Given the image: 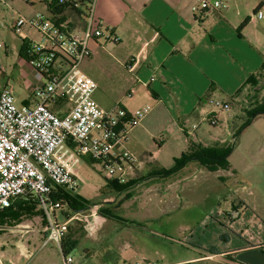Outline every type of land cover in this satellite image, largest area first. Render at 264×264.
I'll return each mask as SVG.
<instances>
[{
    "label": "crops",
    "instance_id": "obj_1",
    "mask_svg": "<svg viewBox=\"0 0 264 264\" xmlns=\"http://www.w3.org/2000/svg\"><path fill=\"white\" fill-rule=\"evenodd\" d=\"M195 2L93 0V13L103 30L118 39L112 44L120 50L121 60L129 74L123 96L110 103L102 95L95 94L94 98L95 92L93 98L104 110L116 106L128 111L145 105L150 107V112L129 132L125 144L135 156L143 155L147 164L143 169L138 163L135 175L138 173L141 181L129 191L128 198L132 201L151 188L154 191L159 189L155 181L162 177L151 176L150 172L172 167L174 160L187 152L189 142L203 148L223 149L229 137L236 136L235 123L239 119L237 105L240 101L251 98L255 93L260 98L264 96L261 94L264 90V22L252 20L246 13L232 23L225 14L227 7L219 12L196 15L191 13ZM245 20L247 23L238 30ZM102 42L107 41L94 39L89 42L91 56L83 61L85 64L93 61L94 53L101 48ZM210 98L229 104L230 110L225 116L220 117L218 110L208 104ZM208 114L215 116V125L211 126L206 121ZM193 125L197 127L192 129ZM238 148L248 153L239 143L233 151ZM151 163H157L159 167L154 168ZM186 164L191 165L193 170H207L196 160ZM72 170L80 179L81 174ZM168 188L160 192L162 198L171 202L176 199V194L168 193ZM132 192L135 193L132 195ZM153 206L154 210L145 217L154 215L156 206ZM157 207L160 208V205ZM255 212L251 210L247 217L258 232L256 236L247 230L240 232L233 244L231 238L227 239L225 228L218 227L219 238L215 244L194 245L192 255L168 264H264V218L256 216ZM61 213L63 218L68 215L64 211ZM220 217L225 223L224 215ZM12 223L6 218L0 220V236L7 230L20 238L33 232L30 225ZM216 223L220 226L218 221ZM234 224L237 229L241 228L236 222ZM26 226L28 230L23 229ZM38 232L42 234L41 248L45 234L43 229ZM62 242L67 250L77 244L69 237ZM2 245L0 238V260L7 254ZM15 247L19 256L30 255L20 240L15 241Z\"/></svg>",
    "mask_w": 264,
    "mask_h": 264
},
{
    "label": "rangeland",
    "instance_id": "obj_2",
    "mask_svg": "<svg viewBox=\"0 0 264 264\" xmlns=\"http://www.w3.org/2000/svg\"><path fill=\"white\" fill-rule=\"evenodd\" d=\"M259 2L233 0L225 14L232 23H236L246 13L250 18ZM33 12L46 14L44 3L35 0V4L29 6L21 0H0V23L4 26H0V65L5 68L4 73L0 70V89L5 85L12 87L17 105L28 94L22 75L25 69H22L19 57L21 39L12 32L11 23L17 17H28ZM78 69L96 83L94 98L95 94L102 95L110 103L123 96L129 74L124 68L120 50L112 43L102 42L101 48L94 53L93 61L89 64L82 62ZM261 94H264V90ZM262 101L264 98L256 93L240 101L235 129L245 122L248 112L257 109ZM66 103L62 101L64 111ZM217 112L220 117L226 114ZM233 138L229 137L223 145L230 149L226 169L209 172L197 168L193 170L191 165L185 164L168 176L156 179L155 186L159 189L154 191L151 188L147 193L139 194L135 202L125 193L120 194L107 187L102 168L97 163L89 164L85 159L69 154V164L81 174L79 186L73 194L89 201V207L97 210L90 217L87 216L90 213L87 208L81 212L83 214L68 221L69 228L63 240L69 237L77 242L66 254L71 257V264L172 263L192 255L194 245L215 244L219 238L218 227L225 228L224 232L228 240L232 239L231 242L246 230L256 236L258 232L248 221L247 215L254 209L256 216L262 215L264 218V114L253 119ZM238 143L248 153H243L240 148L233 151ZM136 157L144 169L147 164L143 155ZM151 165L159 167L157 163ZM137 177L140 178L138 173L134 178ZM167 186L168 193L176 194V199L173 198L171 202L162 198L160 192ZM153 205L157 211L152 213L154 215L151 218L145 217L154 210ZM221 215H224L225 223ZM55 219L57 223L65 220L59 211L55 212ZM125 221L133 223L126 224ZM234 222L241 228L237 229ZM16 223L30 225L33 232L21 238L16 233L10 234L8 230L1 234L2 250L7 251L1 257L2 264H63L56 244L48 243L40 248L42 234L38 230L45 228L46 224L40 205L35 206L31 217L22 215L12 224ZM17 240L21 241L30 255H18L15 247Z\"/></svg>",
    "mask_w": 264,
    "mask_h": 264
},
{
    "label": "built area",
    "instance_id": "obj_3",
    "mask_svg": "<svg viewBox=\"0 0 264 264\" xmlns=\"http://www.w3.org/2000/svg\"><path fill=\"white\" fill-rule=\"evenodd\" d=\"M21 1L29 6L35 4V0ZM229 1L196 0L191 13L219 12ZM39 2L44 3L46 14L33 12L11 23L14 35L27 44L29 60L21 59V67L25 69L22 75L28 95L26 105H17L12 87L0 89V210L17 200H34L42 207L46 221L42 247L56 244L64 264H71V257L63 255L61 242L68 221L83 213H73L57 223L55 212H65L66 206L51 198L55 187L74 193L79 186V176L72 170L68 155L93 160L102 168L105 181L121 185L134 179L138 158L125 144L129 132L150 112V107L128 111L116 106L104 110L93 98L96 84L78 66L91 56V40H118L103 30L93 13V0L82 17V25L74 13L62 19L63 14L54 9L65 4L68 10L77 8L79 0ZM251 19L264 22V0L257 4ZM0 26L4 28L2 23ZM4 69L0 65L2 73ZM62 101L67 102L65 111ZM208 104L221 112L230 110L229 104L220 99L210 98ZM206 121L211 126L217 123L213 114H208ZM94 208H86L90 211L87 216L96 214Z\"/></svg>",
    "mask_w": 264,
    "mask_h": 264
},
{
    "label": "trees",
    "instance_id": "obj_4",
    "mask_svg": "<svg viewBox=\"0 0 264 264\" xmlns=\"http://www.w3.org/2000/svg\"><path fill=\"white\" fill-rule=\"evenodd\" d=\"M78 3L79 4L77 8L74 7L71 10L66 9L67 7L66 4L60 6V8L54 7V9L57 14H63V16L61 17L62 19H67L70 16L73 17L72 15L74 13L75 15L79 16V18L81 19L80 25H82V17L87 14L91 2L90 0H79ZM246 23L247 20L243 21L239 26L238 30H240ZM19 57L26 61L29 60L27 44L23 40H21ZM21 104L26 105L27 101L23 100ZM262 114H264V101H262V103L258 105L257 109H253L252 111L248 112L245 122L240 127L237 128L236 135L245 127H247L253 119H255L256 117ZM229 153H230V149L227 147L223 149L203 148L201 146H197L189 142V149L187 150V152L183 153L179 158L175 159L174 165L171 168L169 169L157 168L151 171L149 175L162 177V178L166 177L169 174L179 170L182 166H184L188 161L191 160H196L199 163V165H201L210 172L216 171L218 169H226L228 167L227 158L229 156ZM84 159L89 164L95 163L93 160H90L86 157H84ZM140 181H141L140 178H134L128 181L127 183L121 185H118L111 181H106V184L109 189H113L120 194L125 193L126 194L125 196L129 197L130 189H132L134 185ZM51 198L53 200H60L61 204L63 206H66V211L64 213L65 215L66 214L68 215L64 216L65 218H67L73 213H78L80 210L86 209L91 205L89 201L80 198L78 195L64 191L59 187L54 188ZM36 205L37 203L34 200H28V201L17 200L13 203L11 207L0 210V220L6 218L8 219V221L14 222L17 221V219L22 215H29L31 217L33 215V210ZM62 243H61L62 252L63 255H66L69 250L65 249Z\"/></svg>",
    "mask_w": 264,
    "mask_h": 264
},
{
    "label": "water",
    "instance_id": "obj_5",
    "mask_svg": "<svg viewBox=\"0 0 264 264\" xmlns=\"http://www.w3.org/2000/svg\"><path fill=\"white\" fill-rule=\"evenodd\" d=\"M86 209H82V210H80L79 212H84Z\"/></svg>",
    "mask_w": 264,
    "mask_h": 264
}]
</instances>
